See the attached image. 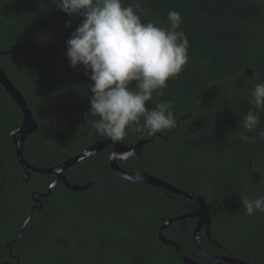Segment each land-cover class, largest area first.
Listing matches in <instances>:
<instances>
[{
	"label": "trees",
	"instance_id": "obj_1",
	"mask_svg": "<svg viewBox=\"0 0 264 264\" xmlns=\"http://www.w3.org/2000/svg\"><path fill=\"white\" fill-rule=\"evenodd\" d=\"M134 3L146 11L143 22L160 27H167L170 10L181 14L178 30L189 41V63L148 102V108L171 103L177 126L154 137L129 133L122 143H148L142 155L119 164L207 200L211 234L220 244L210 242L203 228L207 253L264 264V212L248 216L241 202L264 196V108L255 109L259 122L247 133L255 143L239 139V120L253 110L250 92L264 83V0H122L124 6ZM79 18L52 0H0V67L39 124L23 150L27 163L39 169L107 139L85 118L93 82L83 66L73 69L67 59L66 42ZM22 120L0 83V264H185L172 244L162 243L159 230L196 211L197 200L119 176L109 164L112 145L64 172L70 184H91L84 191L60 181L48 194L55 175L32 174L24 184L12 138ZM197 221L174 222L163 234L198 264H216L195 249ZM114 238L121 240L118 247Z\"/></svg>",
	"mask_w": 264,
	"mask_h": 264
},
{
	"label": "clouds",
	"instance_id": "obj_2",
	"mask_svg": "<svg viewBox=\"0 0 264 264\" xmlns=\"http://www.w3.org/2000/svg\"><path fill=\"white\" fill-rule=\"evenodd\" d=\"M69 16H82V23L67 40V59L73 69L83 66L93 82L90 116L96 134L112 142L130 134L154 137L174 129L177 121L168 102L153 101V93L163 95L168 81L179 77L189 63L187 36L179 31L183 22L176 10L168 12L167 27L143 22L146 14L139 3L124 6L122 0H52ZM71 27V24H68ZM249 110L242 120L239 139L255 143L247 133L256 130L259 112L264 108V83L250 92ZM13 132V131H12ZM264 138V130L259 132ZM114 156L116 154H113ZM246 215L264 212V196L241 199Z\"/></svg>",
	"mask_w": 264,
	"mask_h": 264
},
{
	"label": "water",
	"instance_id": "obj_3",
	"mask_svg": "<svg viewBox=\"0 0 264 264\" xmlns=\"http://www.w3.org/2000/svg\"><path fill=\"white\" fill-rule=\"evenodd\" d=\"M0 83L4 87V89L8 92L11 96L13 101L19 106L23 113V120L20 126L12 132L13 144L16 148V157L22 168L24 169V178L23 183L26 184L32 174L38 175H55L56 180L51 184L49 188V193L53 188H55L60 181L64 182V184L72 191H84L88 189L91 184L86 186H81L79 184H70L65 176L64 172L74 166L75 164L101 153L108 145L113 146V150L111 156L109 158V164L111 169L117 173L119 176L128 179L130 181L145 184L153 187H157L163 189L168 193H172L175 195L183 196L191 200H197L199 203V207L196 211L188 213L186 215L179 216L177 218L169 219L159 230V238L165 245L172 244L176 251L178 252L179 257L185 264H198L197 262L193 261L191 258L184 256L183 248L179 242L171 241L167 239L163 232L170 227L174 222L180 220H186L189 217H196L198 219L196 227L193 231V239L195 243V249L197 253L205 260L216 263V264H249L245 261L225 256V255H216L207 253L201 243V232L203 228H206V235L210 242L214 243L216 246H220L219 242L211 234V226L213 223V218L211 216V209L207 205V200L195 194L192 191H183L166 180L149 174L147 172L141 173H133L125 170L122 168L118 162V160L127 161L132 159L133 157H137L142 155L144 147L148 143V140H139L135 145L128 146L124 143L120 142H112L110 139H106L104 141H97L93 145L89 146L88 148L84 149L80 154L72 157L65 162L61 163L60 165L54 166L49 169H39L36 168L29 163L24 158L23 150L26 143V140L29 136L37 133L39 131V124L34 118V114L29 107L28 102L26 101L23 94L19 91V89L13 84L10 78L7 76L6 72L0 67ZM113 154H116L115 156ZM48 194L43 195L46 197Z\"/></svg>",
	"mask_w": 264,
	"mask_h": 264
},
{
	"label": "rangeland",
	"instance_id": "obj_4",
	"mask_svg": "<svg viewBox=\"0 0 264 264\" xmlns=\"http://www.w3.org/2000/svg\"><path fill=\"white\" fill-rule=\"evenodd\" d=\"M82 20H83V17L82 16H80V18H79V21L82 23ZM65 49V48H64ZM66 50V49H65ZM146 106L147 107H149L150 106V104L149 103H147L146 104ZM123 232H124V230H123ZM114 236H116L115 234L112 236V237H114ZM114 241H116V242H114V243H116V245H117V247H118V243L117 242H120L121 240L120 239H118V238H114ZM114 245V244H113ZM110 248H112V249H115L114 247H110Z\"/></svg>",
	"mask_w": 264,
	"mask_h": 264
},
{
	"label": "flooded vegetation",
	"instance_id": "obj_5",
	"mask_svg": "<svg viewBox=\"0 0 264 264\" xmlns=\"http://www.w3.org/2000/svg\"><path fill=\"white\" fill-rule=\"evenodd\" d=\"M111 156V155H110ZM110 158V157H109ZM121 161V160H118V162ZM123 168V167H122ZM126 170V169H125ZM130 172V171H129ZM133 173H136V172H133ZM141 173V172H140ZM88 185V184H87ZM86 186V185H84ZM43 198H45L43 195H42Z\"/></svg>",
	"mask_w": 264,
	"mask_h": 264
}]
</instances>
